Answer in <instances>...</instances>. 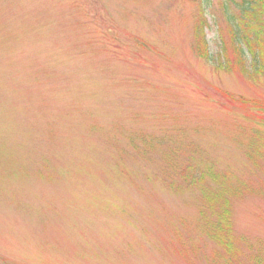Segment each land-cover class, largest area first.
Instances as JSON below:
<instances>
[{
    "label": "rangeland",
    "instance_id": "374dc122",
    "mask_svg": "<svg viewBox=\"0 0 264 264\" xmlns=\"http://www.w3.org/2000/svg\"><path fill=\"white\" fill-rule=\"evenodd\" d=\"M244 2L0 0V264L264 255V76L218 68ZM207 188L237 190L234 263Z\"/></svg>",
    "mask_w": 264,
    "mask_h": 264
},
{
    "label": "trees",
    "instance_id": "16d2710c",
    "mask_svg": "<svg viewBox=\"0 0 264 264\" xmlns=\"http://www.w3.org/2000/svg\"><path fill=\"white\" fill-rule=\"evenodd\" d=\"M205 17H202V23L197 26V54L203 58L210 60L208 51L209 43L206 40L205 34ZM229 34L232 39V48L228 47L224 41L222 46V53L224 56L225 65L221 63L219 69L226 72L238 71L244 76L250 78H259L264 76V0H245L243 8L237 22L231 24L229 27ZM251 56L253 65V72L246 66V55ZM233 57V66L230 57ZM227 96V94H226ZM232 98V97H229ZM245 102V100H241ZM261 105L264 106V103ZM249 157L252 153L248 154ZM216 178V177H214ZM203 181V179H202ZM223 191V192H220ZM214 191L206 189L204 193V204L207 212L213 217L210 222L209 237L214 241L225 253L230 257L231 263L233 260H238L241 254L240 241L235 239L234 225L232 223V204L228 197L236 195L237 190L230 188L229 190ZM227 196V197H225ZM205 213V211H202ZM239 251V252H238ZM229 258V259H230ZM254 264H264V255L255 256Z\"/></svg>",
    "mask_w": 264,
    "mask_h": 264
}]
</instances>
